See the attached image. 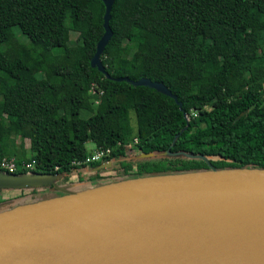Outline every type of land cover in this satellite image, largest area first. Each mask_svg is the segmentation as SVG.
I'll return each mask as SVG.
<instances>
[{"label": "trees", "instance_id": "trees-1", "mask_svg": "<svg viewBox=\"0 0 264 264\" xmlns=\"http://www.w3.org/2000/svg\"><path fill=\"white\" fill-rule=\"evenodd\" d=\"M106 2L0 0V162H34L0 175L52 179L9 192L264 168V0H113L109 32ZM88 142L109 154L84 163Z\"/></svg>", "mask_w": 264, "mask_h": 264}, {"label": "water", "instance_id": "water-1", "mask_svg": "<svg viewBox=\"0 0 264 264\" xmlns=\"http://www.w3.org/2000/svg\"><path fill=\"white\" fill-rule=\"evenodd\" d=\"M45 181L0 175L4 188ZM0 264H264V168L125 179L7 208Z\"/></svg>", "mask_w": 264, "mask_h": 264}, {"label": "rangeland", "instance_id": "rangeland-1", "mask_svg": "<svg viewBox=\"0 0 264 264\" xmlns=\"http://www.w3.org/2000/svg\"><path fill=\"white\" fill-rule=\"evenodd\" d=\"M251 19H252V17H250L248 19V25L255 33L258 34L259 39H260V43H261V51L263 52V55H264V31L258 32L257 29L252 26ZM63 23L64 22L61 20L54 22L48 28L47 33L49 35L53 34L63 25ZM85 29H86V25L82 24V23L78 24L76 27L77 32L84 31ZM75 37H76V34L74 32H72L71 33V39L73 40V39H75ZM140 37L144 41H149L151 38V36L149 34H147L146 32H142L140 34ZM137 58H138V54L135 53L134 54V60H136ZM7 77H8L7 72L0 69V78L6 79ZM120 100H122L121 97H120ZM96 104H97L96 100H87L84 103V108L90 111L91 109L93 110L96 108ZM81 117H87V114L85 112H82ZM130 121H131V124L133 126L136 125V118H135V114L133 111L130 112ZM86 148H87L88 152H93L94 150H96L95 145L91 142L86 143ZM16 153H19V148L16 149ZM12 158L15 159V157H12ZM16 159L21 160L19 158H16ZM100 174L103 177L100 178L98 182L82 180V181L76 182L75 184H71L69 186V188L65 184H61L59 186L60 189L57 188L56 190L54 189L52 191L45 190L43 188H38V189H36V191H30V190L27 191L26 190L23 194H20L19 192H15V191L9 192L10 189L6 188L5 190H3L2 196L4 198H13V197L14 198L12 199L11 204H9V202H8L6 205H1L0 206V212L4 211L5 209H7L9 207H13V206L15 207V206L21 205V204L35 203L38 201H42V200L50 199V198H53L56 196H60L64 193V191L80 190L83 187H88V188L89 187H96L97 184H95V183L103 185V184H107V183L116 181V179H117L113 173H106L103 171ZM74 181H76V178L74 179ZM97 186H99V185H97ZM2 196L0 195V199L2 198Z\"/></svg>", "mask_w": 264, "mask_h": 264}, {"label": "built area", "instance_id": "built-area-1", "mask_svg": "<svg viewBox=\"0 0 264 264\" xmlns=\"http://www.w3.org/2000/svg\"><path fill=\"white\" fill-rule=\"evenodd\" d=\"M134 142H136V139L134 140ZM128 146H130V145H128ZM108 154H109V149L96 148V150H94L93 152H89L84 163L101 161ZM77 164H79V163H77ZM33 165H34L33 161L32 162L21 161L20 164H18L14 158H3L0 162V166L9 172L16 171L18 168H22V167H25L27 169H31L33 167Z\"/></svg>", "mask_w": 264, "mask_h": 264}]
</instances>
